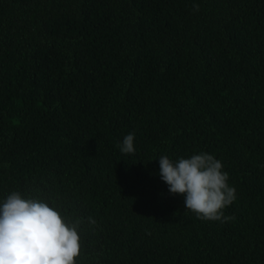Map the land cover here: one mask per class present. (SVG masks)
Masks as SVG:
<instances>
[{"label": "trees", "instance_id": "trees-1", "mask_svg": "<svg viewBox=\"0 0 264 264\" xmlns=\"http://www.w3.org/2000/svg\"><path fill=\"white\" fill-rule=\"evenodd\" d=\"M201 152L235 220L197 219L161 180L160 156ZM12 191L81 220L76 264H264V0H0Z\"/></svg>", "mask_w": 264, "mask_h": 264}, {"label": "clouds", "instance_id": "clouds-1", "mask_svg": "<svg viewBox=\"0 0 264 264\" xmlns=\"http://www.w3.org/2000/svg\"><path fill=\"white\" fill-rule=\"evenodd\" d=\"M198 11V5H194ZM135 134L117 145L122 154H134ZM160 178L171 195H181L184 207L203 221L226 223L235 220L224 209L236 199V189L215 156L205 152L180 157H159ZM90 224L96 221L88 218ZM81 220L72 222L58 208L38 198L22 197L12 191L0 203V264H76L81 254L78 235Z\"/></svg>", "mask_w": 264, "mask_h": 264}]
</instances>
